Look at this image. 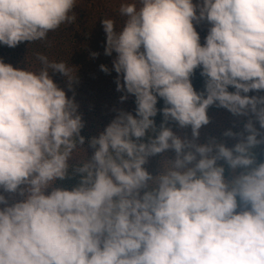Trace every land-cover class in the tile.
I'll list each match as a JSON object with an SVG mask.
<instances>
[{
	"label": "clouds",
	"instance_id": "9594fccd",
	"mask_svg": "<svg viewBox=\"0 0 264 264\" xmlns=\"http://www.w3.org/2000/svg\"><path fill=\"white\" fill-rule=\"evenodd\" d=\"M77 3L0 0V46L46 41L76 22ZM119 12L122 25L101 20L104 54H116V90L121 102L135 98V115L119 111L90 138V159L75 96L52 78L62 74L72 91L76 68L43 54L39 71L0 59V264H264V162L255 154L264 95H249L264 92V0H132ZM214 105L254 118L246 136L224 133L238 137L231 148L195 142ZM170 121L190 126L192 139ZM169 150L174 159L154 177L145 165ZM75 176L70 190L53 187Z\"/></svg>",
	"mask_w": 264,
	"mask_h": 264
},
{
	"label": "rangeland",
	"instance_id": "374dc122",
	"mask_svg": "<svg viewBox=\"0 0 264 264\" xmlns=\"http://www.w3.org/2000/svg\"><path fill=\"white\" fill-rule=\"evenodd\" d=\"M125 2H132V0H78L77 6L73 10L77 17L76 22L63 25L56 32L49 33L46 41H37L30 45L25 42L16 48L0 46V59L13 65V67H28L29 70L39 71L41 64L36 57L37 54H43L48 56L50 60L64 61L69 66L72 65L76 68L78 82L73 84L72 91L68 90L67 80L62 74L54 73L52 78L60 88L65 90L69 98L75 96V102L79 106L78 112L82 115L85 123L81 135L85 137V144L82 148L86 151L87 159L91 158L93 151L89 147L88 141L103 132L119 111L135 115V98L128 96L127 100L121 102V96L124 93L116 90L117 73L112 70V61L115 59L116 54L113 53L112 56L104 54L106 34L101 24L102 19L112 18L117 21L118 25H122L125 17L120 15L119 9L121 4ZM195 27L203 44L209 25L203 22L195 25ZM94 52L99 54L95 58L91 55ZM100 65L107 66L110 73L106 74L101 71ZM191 79L194 89L197 92H202L204 90V78L201 77L199 69L196 70ZM229 90L234 91L231 88ZM249 95H264V92H252ZM164 106L163 100L158 99L157 108L162 109ZM208 116L210 123L199 130L200 135L195 142L204 144L211 139H215L216 142L224 143L229 148L238 142V137L235 139L226 137L224 133L228 130L237 134L242 133L248 120L250 118L254 119L251 116H234L226 109L215 105L208 109ZM154 121L157 130H159V126L163 122L162 114L158 112ZM167 126L181 138L192 139L190 126L181 128L174 121H170ZM255 127L259 130L258 123H255ZM244 135L246 136L247 133L244 132ZM143 142H147V136ZM256 149H264V144ZM74 155L76 159H82L85 153L80 150ZM174 157L175 153L169 150L149 158L145 167L155 177L162 173L165 160H172ZM76 159L70 160V165L75 166L78 163ZM69 171L71 173V168ZM79 179V176H75L63 181L57 180L53 187H63L70 190L78 183Z\"/></svg>",
	"mask_w": 264,
	"mask_h": 264
},
{
	"label": "trees",
	"instance_id": "16d2710c",
	"mask_svg": "<svg viewBox=\"0 0 264 264\" xmlns=\"http://www.w3.org/2000/svg\"><path fill=\"white\" fill-rule=\"evenodd\" d=\"M255 154H256L257 162H264V149L262 150L256 149ZM221 164H223V162ZM224 166L226 168V173H225L226 179H231L232 176L230 172L227 170V165H224Z\"/></svg>",
	"mask_w": 264,
	"mask_h": 264
}]
</instances>
